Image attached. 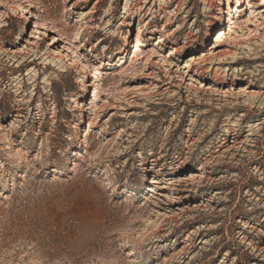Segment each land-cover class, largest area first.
I'll use <instances>...</instances> for the list:
<instances>
[{
    "label": "rangeland",
    "instance_id": "rangeland-1",
    "mask_svg": "<svg viewBox=\"0 0 264 264\" xmlns=\"http://www.w3.org/2000/svg\"><path fill=\"white\" fill-rule=\"evenodd\" d=\"M0 264H264V0H0Z\"/></svg>",
    "mask_w": 264,
    "mask_h": 264
},
{
    "label": "bare ground",
    "instance_id": "bare-ground-1",
    "mask_svg": "<svg viewBox=\"0 0 264 264\" xmlns=\"http://www.w3.org/2000/svg\"><path fill=\"white\" fill-rule=\"evenodd\" d=\"M83 16H85V15H83ZM218 32H221L219 35H218V37L221 39V42H223L224 41V35H225V32L223 31L222 32V29L221 30H219ZM158 40L160 41V40H163L164 41V37L163 36H160L159 38H158ZM141 44H143L140 40H137V42H136V47H138V49H140V47H141ZM129 41L128 40H126L125 41V45H124V47H122V49L120 50L121 52H122V54H124L126 51H127V48L129 47ZM120 52V53H121ZM169 54L167 55V56H170V55H173V54H177L178 52H179V50L178 49H176V47H175V49H170L169 51ZM197 60H198V58L195 56V55H191L190 57H189V60L185 63V65L183 66V68H191L192 67V65H194L195 63H197ZM213 82L214 83H222V80H220L219 78L217 79V78H214L213 79ZM163 84H168V82H166V83H164L163 82ZM83 91H87V83L86 84H84V88H83ZM229 91V88H227V89H225V90H223L222 88L221 89H219L218 90V92L217 93H215V95H220V94H223V93H225V92H228ZM16 116H21V115H19V114H16ZM160 159V158H159ZM157 160L158 159H153L152 160V164L153 165H155L156 166V164H157ZM197 176V175H196ZM151 183L152 184H155V183H158V181L156 180V178H151ZM170 217H171V215H170Z\"/></svg>",
    "mask_w": 264,
    "mask_h": 264
}]
</instances>
